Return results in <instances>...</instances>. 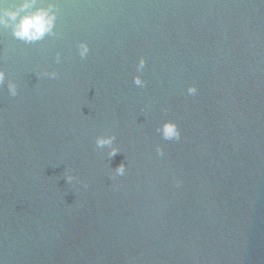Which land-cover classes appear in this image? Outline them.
Returning a JSON list of instances; mask_svg holds the SVG:
<instances>
[{
    "label": "water",
    "instance_id": "obj_1",
    "mask_svg": "<svg viewBox=\"0 0 264 264\" xmlns=\"http://www.w3.org/2000/svg\"><path fill=\"white\" fill-rule=\"evenodd\" d=\"M36 9L40 42L0 25V264H264V0Z\"/></svg>",
    "mask_w": 264,
    "mask_h": 264
},
{
    "label": "clouds",
    "instance_id": "obj_2",
    "mask_svg": "<svg viewBox=\"0 0 264 264\" xmlns=\"http://www.w3.org/2000/svg\"><path fill=\"white\" fill-rule=\"evenodd\" d=\"M35 3L36 0H30V2L26 0V2L21 5L19 11H5L4 16L6 17V19L0 18V25L9 27V23L11 22L12 35L14 36V38L27 44L37 43L42 41L46 36L54 35L53 29L55 27L56 16L49 14V12L53 9H36V11L28 13V9L33 8L35 6ZM21 12L27 14L20 15ZM88 53L89 48L86 44L81 43L78 45V54L81 59H85ZM56 61L57 63L60 62L59 55H57ZM144 67L145 61L143 58H141L138 63L137 71H141ZM44 75H47L50 79L57 78V73L55 72L44 73ZM4 80L5 74L3 71H0V85L4 83ZM133 84L139 88L145 87V82L142 81L139 76L133 77ZM8 91L12 97H15L17 95L16 87L11 83L8 86ZM196 91L197 90L195 87H189L187 89L188 94L193 96L196 94ZM161 131L162 138L165 141H179L180 139V132L178 131L176 124L172 122L164 123ZM114 140V136L107 139L97 138L95 140V145L97 148L111 147ZM156 152L157 155H163V152L159 147H157ZM117 154V149H112V151L109 152L110 157H115ZM125 171V167L121 165L116 170V173L117 175L123 176L125 174ZM65 179L68 183H72L73 181L72 176H66Z\"/></svg>",
    "mask_w": 264,
    "mask_h": 264
}]
</instances>
